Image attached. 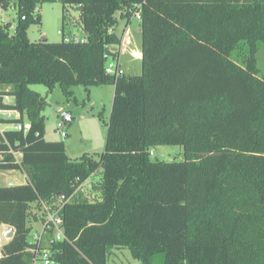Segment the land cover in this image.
Returning a JSON list of instances; mask_svg holds the SVG:
<instances>
[{
  "label": "trees",
  "instance_id": "16d2710c",
  "mask_svg": "<svg viewBox=\"0 0 264 264\" xmlns=\"http://www.w3.org/2000/svg\"><path fill=\"white\" fill-rule=\"evenodd\" d=\"M11 1L15 32L0 23V86L9 87L0 89V110L20 116L0 123L26 116L29 128L4 129L0 170H20L27 181L0 185V229L14 228L0 264L35 263L28 223L61 195L64 237L51 231L44 242L60 264H107L113 247L141 264H264V65L256 57L264 0ZM56 1L77 7L86 41L63 31L57 42L29 39L35 8ZM116 11L140 15L139 74L120 72ZM55 82L113 85L98 158L70 160L62 141L44 136L45 100L31 84ZM160 144L180 145L183 158L152 160ZM99 167V199H72Z\"/></svg>",
  "mask_w": 264,
  "mask_h": 264
},
{
  "label": "rangeland",
  "instance_id": "374dc122",
  "mask_svg": "<svg viewBox=\"0 0 264 264\" xmlns=\"http://www.w3.org/2000/svg\"><path fill=\"white\" fill-rule=\"evenodd\" d=\"M35 15H40L37 23H32L27 29V35L31 41H38L46 38L51 42H57L64 36H86L79 22V11L75 5H63L60 2H43L38 5ZM10 16L16 20V13L9 12ZM64 19L62 20V16ZM116 33L121 38L118 64L120 72L124 74H139L141 72V59L135 56L141 48V34L139 20L132 12L127 18H123L119 11L115 12ZM128 20V24L125 23ZM10 33H14V27L8 26ZM257 64L260 68L264 65V50L262 46L257 50ZM7 88V86H0ZM31 87L44 97L45 105L42 111L44 116V136L50 140H59L64 143L65 153L70 160H80L83 155L88 154L98 158L104 150L107 133V122L111 111L114 87L111 84H92L84 86L82 84H72L66 88L54 83L48 89L42 83H33ZM67 91L71 93L67 94ZM3 116V112L1 113ZM64 115L68 116L64 117ZM58 122L63 123L66 137L62 138L55 132ZM25 123L27 122L25 116ZM12 128L13 124H5ZM152 160L179 161L183 158V149L180 145L160 144L154 146L150 151ZM102 169L95 170L74 194L72 199L84 197L87 200H97L100 191L96 185L100 184ZM24 175L19 170H0V185H6L8 181L23 180ZM91 184V187H87ZM32 227L31 233L39 230L41 225L37 221H30L28 225ZM107 264H141L139 260L133 258L128 249L124 247L111 248L108 254Z\"/></svg>",
  "mask_w": 264,
  "mask_h": 264
},
{
  "label": "built area",
  "instance_id": "2783aa9c",
  "mask_svg": "<svg viewBox=\"0 0 264 264\" xmlns=\"http://www.w3.org/2000/svg\"><path fill=\"white\" fill-rule=\"evenodd\" d=\"M17 4L14 3L13 1H9L8 4L4 5L3 2L0 3V23L6 24L9 23L10 26L14 27V32H15V24L17 21ZM37 8V7H36ZM35 10L33 11V14L35 15ZM15 12L16 13V20H14L9 12ZM135 17L139 20L140 15L138 12H135ZM21 19H25V16H22ZM113 28V27H112ZM58 33L62 34L61 30H58ZM73 40L75 42H84L86 41V37L80 38L78 36H73ZM116 67V63L113 59L109 60L107 62V66L105 68L106 72L111 73L114 71ZM11 97L10 96H4L3 97V102H11ZM5 117H11V116H20V112L17 110H5ZM13 129L16 130H22L23 132H26L29 128L28 123H16L12 125ZM4 129L0 126V135L3 134ZM55 132L60 135V137L65 138L66 137V132L64 130L63 123L58 122L56 127H55ZM18 153H15V156L18 157ZM20 171V170H19ZM23 175L24 178L21 181H16L11 180L8 181V185L12 184H17V183H25L27 181V177L24 172L20 171ZM83 181L81 184H79L77 190L84 185ZM87 187H91V184H87ZM67 199L64 198L63 195L59 196L57 198V201L54 202V206L50 205H45L42 204V211L40 212V215H38V221L41 225V228L39 230H35V232L29 236V243H30V249L33 250L36 253V260L34 264H60L56 262L53 259V254L52 251L44 244V242L47 243V238L49 237L50 232L54 234V238L61 240L64 237L63 234V227H62V217H61V209L63 207L64 202H66ZM5 226H3L0 229V247L6 240L3 236V230Z\"/></svg>",
  "mask_w": 264,
  "mask_h": 264
},
{
  "label": "water",
  "instance_id": "95a60500",
  "mask_svg": "<svg viewBox=\"0 0 264 264\" xmlns=\"http://www.w3.org/2000/svg\"><path fill=\"white\" fill-rule=\"evenodd\" d=\"M69 38L66 37L65 40H68ZM140 58H142V53H140ZM64 117L69 118L68 116L64 115ZM3 236L7 239L12 238L13 234H14V228L10 225L5 226L4 230H3Z\"/></svg>",
  "mask_w": 264,
  "mask_h": 264
},
{
  "label": "crops",
  "instance_id": "0c3cea01",
  "mask_svg": "<svg viewBox=\"0 0 264 264\" xmlns=\"http://www.w3.org/2000/svg\"><path fill=\"white\" fill-rule=\"evenodd\" d=\"M126 25L128 24V21L125 23ZM113 31L115 32L116 31V26H113ZM140 53H141V48L139 49V52L138 53H135V56H137L138 58H140ZM141 59V58H140ZM0 89H5V90H8L9 89V87H7V88H1L0 87ZM3 112V116L5 117V113H4V111H1L0 110V116H2L1 115V113ZM16 117V116H15ZM0 126L3 128V129H8L9 127L6 125L5 126V124L4 123H0ZM7 185V184H6Z\"/></svg>",
  "mask_w": 264,
  "mask_h": 264
}]
</instances>
